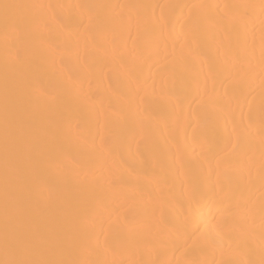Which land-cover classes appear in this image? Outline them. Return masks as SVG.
I'll return each instance as SVG.
<instances>
[{"label":"bare ground","instance_id":"6f19581e","mask_svg":"<svg viewBox=\"0 0 264 264\" xmlns=\"http://www.w3.org/2000/svg\"><path fill=\"white\" fill-rule=\"evenodd\" d=\"M19 237L264 264V0H0V261Z\"/></svg>","mask_w":264,"mask_h":264},{"label":"snow or ice","instance_id":"6c2138e0","mask_svg":"<svg viewBox=\"0 0 264 264\" xmlns=\"http://www.w3.org/2000/svg\"><path fill=\"white\" fill-rule=\"evenodd\" d=\"M3 7L5 8V10H7L10 7V5L5 4L3 5ZM82 7H87V6H82ZM16 248L17 251L21 254V258L0 261V264H64V262L61 261H49V260H37V259L25 258V253L29 248V242L25 237L18 238Z\"/></svg>","mask_w":264,"mask_h":264}]
</instances>
